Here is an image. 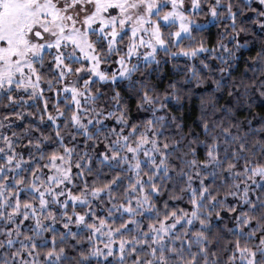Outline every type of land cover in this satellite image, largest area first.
<instances>
[{"label":"snow or ice","instance_id":"1","mask_svg":"<svg viewBox=\"0 0 264 264\" xmlns=\"http://www.w3.org/2000/svg\"><path fill=\"white\" fill-rule=\"evenodd\" d=\"M257 99L264 0H0V264H264Z\"/></svg>","mask_w":264,"mask_h":264},{"label":"trees","instance_id":"2","mask_svg":"<svg viewBox=\"0 0 264 264\" xmlns=\"http://www.w3.org/2000/svg\"><path fill=\"white\" fill-rule=\"evenodd\" d=\"M201 20H203L204 18H200ZM216 31L217 29L215 27H211L210 31L208 33L205 34V38L208 40L209 42V46H211V44L215 41L216 39ZM187 43V41H186ZM259 47V43L254 42L252 45H250L251 48V55H255V49ZM249 55V52L246 50L245 51V58ZM165 75L163 77L164 83L161 84V87L164 86V84H166L167 82V77L170 75L171 72V65H167L165 67ZM244 71V67H243V63H240L239 67L236 69V71L234 72V76L237 77V79L239 78V76L241 75V73H243ZM249 76L252 75V73H248ZM210 84V82H209ZM204 86H202L203 88ZM241 92H243V89H240ZM218 95H221L222 98L220 100L221 104H224L226 102V100H228L229 98L227 97V93L226 92H222V93H218ZM242 101L246 98L242 97L241 98ZM35 110V109H33ZM0 111H3V109H0ZM237 112H238V118L241 121H244L245 117H248L249 119H252V117H255L256 119H253V124L252 127L254 129H259V124H258V120L261 116H264V105L261 104L260 100L257 99L256 102V106L253 107L251 109V112H249L247 105L244 103H241L240 105H237ZM184 115H185V126L187 127L188 125L192 124V121L195 120L198 116V109L195 106V103H193V105H186L185 109H184ZM14 119V118H12ZM211 119V117H210ZM16 128L17 130H19L20 128L23 127L24 123H27V119L25 121H16ZM236 129H233V132H235ZM248 133V143L250 145H255V142L261 138H264V132L261 131H256L254 134L252 132H248V126L247 124H243L239 134L241 136H243L245 133ZM221 140H223V137H221Z\"/></svg>","mask_w":264,"mask_h":264}]
</instances>
